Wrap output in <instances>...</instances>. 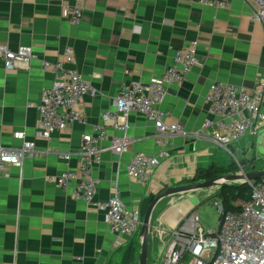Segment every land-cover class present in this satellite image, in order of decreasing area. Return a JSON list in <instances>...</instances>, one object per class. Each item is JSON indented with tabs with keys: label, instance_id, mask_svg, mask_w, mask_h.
Here are the masks:
<instances>
[{
	"label": "crops",
	"instance_id": "obj_1",
	"mask_svg": "<svg viewBox=\"0 0 264 264\" xmlns=\"http://www.w3.org/2000/svg\"><path fill=\"white\" fill-rule=\"evenodd\" d=\"M79 1L83 17L75 26L70 18L76 0H0V46L12 52L30 48L34 57L26 68L7 72L0 56V147L18 150L32 143L35 150L20 167L0 172V264H124L131 243L136 250L132 264H138L139 232L133 237L111 232L104 211L74 200L71 190L56 188L49 178L77 174L82 137L104 125L103 114L114 112L121 86L160 77L191 40L198 44L197 64L181 83L167 87L160 110L164 123L199 137L175 138L160 147L153 124L132 113L127 119V151L120 156L104 152L94 166V201L106 202L118 192L127 207L140 211L144 199L194 183L199 170L222 167L220 163L237 155V145L250 149L255 141L241 139L230 147V155L201 128L211 118L205 98L212 84L251 90L264 79V33L261 24L251 20L253 2L227 0L228 8H211L194 0ZM67 48L74 54L71 67L97 95L84 96L77 105L84 123L58 131L47 141L37 137V108L54 74L44 71L42 63L53 66ZM105 127L103 148L112 136L121 135L112 124ZM17 134L23 139L15 138ZM161 149L168 155L149 182L140 185L127 176L135 154L155 155ZM198 195L163 199L155 206L146 264H161L168 232L193 208L199 213Z\"/></svg>",
	"mask_w": 264,
	"mask_h": 264
},
{
	"label": "built area",
	"instance_id": "obj_2",
	"mask_svg": "<svg viewBox=\"0 0 264 264\" xmlns=\"http://www.w3.org/2000/svg\"><path fill=\"white\" fill-rule=\"evenodd\" d=\"M211 8H228L227 0H194ZM255 4L252 22L260 23L264 33V0H245ZM83 8L79 0L71 9V23L79 25ZM197 41H189L188 46L176 53L173 64L158 78L146 84L132 81L121 86L115 101L114 112L102 115L103 126L92 127L91 134L84 135L78 152V173L66 172L49 181L56 188L71 190L74 200L83 202L92 210L105 212V223L110 231L126 237L135 236L141 227L139 209L129 208L114 192L106 202H95L97 181L93 177L94 166L99 163L104 152L120 156L127 151L130 138L126 135L127 119L132 113L145 117L155 128V142L163 147L175 138L198 136L187 134L176 124L164 123L165 114L160 110L166 89L179 84L197 64ZM0 56L5 71L26 68L33 60L30 48H20L16 52L0 46ZM74 64L73 51L67 48L59 62L50 66L42 63L44 71L52 70V86L43 90L38 105L37 137L49 141L51 136L73 124L84 123L77 109L84 96L94 98L97 92L71 66ZM205 101L210 119L203 122L202 130L209 131V140L225 151L249 137L256 139L264 132V79L259 80L251 90L245 88L212 84ZM121 133L112 136L106 148L101 143L108 138L106 125ZM23 139V134H17ZM35 155L34 145L24 143L18 150L0 147V172L8 166L20 167L25 157ZM165 150L155 155L137 153L126 168L127 176L140 185L151 179L160 161L167 157ZM68 161V155L59 156ZM248 200L236 201V211L228 210L216 196L211 206L218 214L216 230H206L193 208L182 217L179 224L168 232V247L161 264H264V179L248 182Z\"/></svg>",
	"mask_w": 264,
	"mask_h": 264
},
{
	"label": "rangeland",
	"instance_id": "obj_3",
	"mask_svg": "<svg viewBox=\"0 0 264 264\" xmlns=\"http://www.w3.org/2000/svg\"><path fill=\"white\" fill-rule=\"evenodd\" d=\"M264 133L260 134L255 141L251 142L250 149L245 148L243 145H237V155H233V157H229L228 161L222 162L219 165H222L223 168L234 169L231 170L227 174H242V172H250L251 168H255V170H264ZM228 154H232L231 150H229ZM202 182V181H201ZM204 182V181H203ZM199 183V182H194ZM193 184V183H192ZM219 189H207V190H199L193 191L190 193H186L183 195H177L175 197L166 198L165 201L173 200L178 196L181 197H190L192 195L199 194L196 196V200L199 199V217L203 222V225L206 230H216L218 226V214L211 206V199L215 197ZM205 197V198H204ZM195 200V201H196ZM199 203L196 204L199 205Z\"/></svg>",
	"mask_w": 264,
	"mask_h": 264
},
{
	"label": "water",
	"instance_id": "obj_4",
	"mask_svg": "<svg viewBox=\"0 0 264 264\" xmlns=\"http://www.w3.org/2000/svg\"><path fill=\"white\" fill-rule=\"evenodd\" d=\"M262 179H264V170H255V168H251V171L247 173L242 172V174H225L212 181H204L179 187H170L161 191L152 200L142 219L141 228L138 234L140 239V252L138 255V264H146L148 237L151 228V216L155 206L161 200L177 195H183L193 191L220 189L225 186H241L247 184L248 182Z\"/></svg>",
	"mask_w": 264,
	"mask_h": 264
},
{
	"label": "trees",
	"instance_id": "obj_5",
	"mask_svg": "<svg viewBox=\"0 0 264 264\" xmlns=\"http://www.w3.org/2000/svg\"><path fill=\"white\" fill-rule=\"evenodd\" d=\"M234 169H225L218 166H211L205 170H199L192 182H203V181H212L217 179ZM250 194V189L247 185L241 186H225L218 190L217 194L215 195L217 198L221 199L228 210L236 211L238 208H234L233 204L236 201L244 202L248 200ZM155 197H148L144 199L141 203L140 214L141 217L144 216L148 206L152 202ZM135 247L133 243L127 246L126 254L124 258V264H132L135 259Z\"/></svg>",
	"mask_w": 264,
	"mask_h": 264
},
{
	"label": "bare ground",
	"instance_id": "obj_6",
	"mask_svg": "<svg viewBox=\"0 0 264 264\" xmlns=\"http://www.w3.org/2000/svg\"><path fill=\"white\" fill-rule=\"evenodd\" d=\"M262 133H264V132H262ZM262 133H261V134H262Z\"/></svg>",
	"mask_w": 264,
	"mask_h": 264
}]
</instances>
